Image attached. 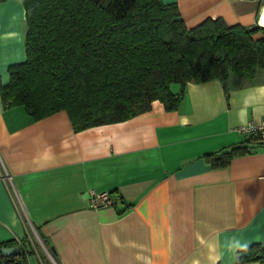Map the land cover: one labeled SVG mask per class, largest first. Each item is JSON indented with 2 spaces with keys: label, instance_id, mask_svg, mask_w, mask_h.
I'll return each mask as SVG.
<instances>
[{
  "label": "crops",
  "instance_id": "obj_1",
  "mask_svg": "<svg viewBox=\"0 0 264 264\" xmlns=\"http://www.w3.org/2000/svg\"><path fill=\"white\" fill-rule=\"evenodd\" d=\"M161 2L176 5L187 29L264 23L261 0ZM26 30L21 0L0 1L1 86L25 60ZM226 87L187 82L175 110L155 100L81 131L63 110L33 120L0 96V242L35 245L25 264H236L238 250L264 246V143L225 166L203 157L243 143L238 127L264 118V71L230 74ZM89 190L110 192L113 206L92 209Z\"/></svg>",
  "mask_w": 264,
  "mask_h": 264
},
{
  "label": "trees",
  "instance_id": "obj_2",
  "mask_svg": "<svg viewBox=\"0 0 264 264\" xmlns=\"http://www.w3.org/2000/svg\"><path fill=\"white\" fill-rule=\"evenodd\" d=\"M21 2L25 60L8 66L0 96L6 107H22L33 120L63 110L81 131L130 119L155 100L175 110L187 82L219 80L226 94L230 74L251 80L264 71L262 26H229L218 18L187 29L176 5L161 0ZM172 83L180 85L179 94L171 92ZM252 143L263 142L247 137L203 157L211 166H225ZM9 246L19 252H0V264H25L35 253L27 238L0 242ZM256 261L264 262L260 243L235 254L236 264Z\"/></svg>",
  "mask_w": 264,
  "mask_h": 264
},
{
  "label": "built area",
  "instance_id": "obj_3",
  "mask_svg": "<svg viewBox=\"0 0 264 264\" xmlns=\"http://www.w3.org/2000/svg\"><path fill=\"white\" fill-rule=\"evenodd\" d=\"M261 8H264V0H261ZM264 19V14L262 15ZM259 18L256 21V26L264 27V23L258 24ZM238 132L250 137L257 138L259 141L264 143V118L257 124L246 123L238 127ZM89 206L92 209H100L107 208L113 206V198L110 192H95L93 190H89Z\"/></svg>",
  "mask_w": 264,
  "mask_h": 264
},
{
  "label": "water",
  "instance_id": "obj_4",
  "mask_svg": "<svg viewBox=\"0 0 264 264\" xmlns=\"http://www.w3.org/2000/svg\"><path fill=\"white\" fill-rule=\"evenodd\" d=\"M0 252L3 256L13 255L19 252V248L16 246L0 247Z\"/></svg>",
  "mask_w": 264,
  "mask_h": 264
},
{
  "label": "clouds",
  "instance_id": "obj_5",
  "mask_svg": "<svg viewBox=\"0 0 264 264\" xmlns=\"http://www.w3.org/2000/svg\"><path fill=\"white\" fill-rule=\"evenodd\" d=\"M260 91L264 92V89H261Z\"/></svg>",
  "mask_w": 264,
  "mask_h": 264
},
{
  "label": "rangeland",
  "instance_id": "obj_6",
  "mask_svg": "<svg viewBox=\"0 0 264 264\" xmlns=\"http://www.w3.org/2000/svg\"><path fill=\"white\" fill-rule=\"evenodd\" d=\"M177 86V85H176Z\"/></svg>",
  "mask_w": 264,
  "mask_h": 264
}]
</instances>
